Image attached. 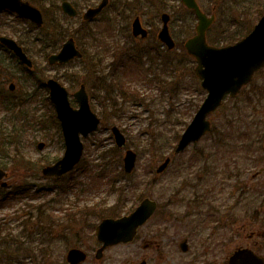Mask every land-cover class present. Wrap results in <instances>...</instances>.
<instances>
[{"label": "rangeland", "instance_id": "374dc122", "mask_svg": "<svg viewBox=\"0 0 264 264\" xmlns=\"http://www.w3.org/2000/svg\"><path fill=\"white\" fill-rule=\"evenodd\" d=\"M28 1L41 10L42 27L16 20L10 13L0 15V34L22 40L35 65L29 73L0 47V100L10 105L0 104V167L7 172V186L0 187V196L14 189H29L15 197L9 194L0 203V263L67 264L65 255L72 247L87 253L82 264H136L142 258L148 264H226V257L239 244L264 253V237L248 239L245 235L261 224L256 219L258 214L252 213L255 209L249 196L252 191L244 195L242 205L239 201L233 205L237 193L229 197L235 179L248 189L257 182V177L251 175L261 164L248 161L240 166L239 150L234 151L236 157L210 162L215 157L210 158V153H215L214 145L220 136L237 130L238 122L234 120L235 112L231 116L232 110L241 108L245 113L250 108L243 92L235 98L226 97L210 115V132L174 156L163 173H154L155 166L174 148V135L183 131L206 95L194 74L195 61L183 48L184 40L194 33L195 15L180 0H110L92 22L81 26L83 11L99 0H70L79 11L74 20L62 14L61 0ZM197 1L208 15L216 7V21L208 30L207 40L217 46L245 35L264 11V0ZM162 12L170 15L169 30L177 44L172 51H167L156 38ZM135 16H139L142 26L149 31L145 39L130 33V22ZM53 22L63 26L65 32L53 29ZM82 27L100 37L91 47L93 50L100 46V59L95 57L99 63L91 69L88 62L80 60L57 67L46 64V53L56 52L67 37L73 36L80 46L77 36L82 33ZM48 42L47 47L52 48L44 47ZM89 46L90 43L86 44V49ZM128 53L141 57L145 62L143 67L149 66L152 75L147 71L137 76L136 70L129 72L123 66L115 71L118 60H124ZM84 60L88 61L86 57ZM48 77L66 86L73 106L77 103L71 94L84 83L90 106L101 118L97 130L82 138L84 151L78 165L70 174L59 178L41 173L43 165L54 163L64 152L48 90L41 86ZM124 80L129 83L126 85ZM10 82L15 83L14 90L8 89ZM256 87L264 95V68L244 91ZM259 105H264V98ZM258 109L262 114L257 120L262 123L254 131L263 135L264 107ZM112 125L125 135V146L115 145ZM223 139L228 142L230 137ZM39 141L45 143L43 149L37 148ZM126 148L138 155L130 174L122 167ZM210 164L215 165L213 173ZM233 164L238 166V171ZM144 183L158 203L156 214L138 230L132 242L108 247L97 260L94 254L99 243L95 226L103 217L129 212L138 202L136 195L141 191L147 194ZM213 201L219 203L218 214L204 220L203 213ZM227 205H233L234 222L224 226L220 221L227 219L224 215ZM98 213H103V217ZM184 237L189 243L187 253L178 247ZM146 240L156 242L157 248L143 249Z\"/></svg>", "mask_w": 264, "mask_h": 264}, {"label": "water", "instance_id": "95a60500", "mask_svg": "<svg viewBox=\"0 0 264 264\" xmlns=\"http://www.w3.org/2000/svg\"><path fill=\"white\" fill-rule=\"evenodd\" d=\"M107 1L101 0L97 6L87 8L83 13V19H93L107 4ZM181 1L197 16L195 34L184 42V47L187 53L195 59L194 72L201 80V86L207 90V94L192 120L182 132L175 147V153L183 151L191 142L199 140L210 129V120L207 116L220 105L223 97L226 94L234 97L240 88L252 78L254 72L264 65V13L247 35L233 44L217 47L206 42V31L214 21L215 14L207 16L201 11L196 0ZM61 8L69 16L77 14L76 9L68 1H62ZM3 9L13 10L18 15L30 19L37 26H41L43 23L40 10L27 1L0 0V11ZM169 18L166 12L161 13L162 26L157 36L168 49H171L174 46V41L169 34ZM131 30L134 36L146 37L147 35V31L141 26L138 17L133 19ZM0 42L9 48L23 64L32 65V61L13 39L0 36ZM80 56L81 52L76 48L74 39L69 37L57 53L48 56V61L49 63H63ZM47 85L50 90V99L60 122L65 149L63 155L54 163L44 166L42 172L44 175L59 177L72 169L79 161L83 151L80 134L86 136L95 130L100 118L90 109L88 95L83 84L73 93L78 102V108L70 106L68 92L58 81L50 78L47 80ZM13 87L14 85L10 84V88ZM111 131L115 144L119 147L123 146L126 139L120 129L117 126H112ZM43 146V142L37 144L39 149ZM136 157L137 154L132 149H127L124 152L123 167L126 172L133 170ZM169 161L170 157H166L158 165L156 172H162ZM4 175L5 172L0 169V179ZM155 207V201L144 198L130 214L116 219L104 218L96 227V238L102 244L96 250L95 257L100 259L104 249L108 246L132 241L138 227L150 217ZM261 234L264 235V231ZM180 246L183 251H186L185 241H182ZM85 257V253L77 248H71L66 255L69 264H80ZM140 264H145V262ZM228 264H264V258L249 248H238L229 256Z\"/></svg>", "mask_w": 264, "mask_h": 264}, {"label": "trees", "instance_id": "16d2710c", "mask_svg": "<svg viewBox=\"0 0 264 264\" xmlns=\"http://www.w3.org/2000/svg\"><path fill=\"white\" fill-rule=\"evenodd\" d=\"M53 29L59 31V32H65L66 29L63 28V26H58L56 22H53ZM88 25V23H85ZM83 25V24H82ZM82 30V33L78 36V41L80 44H82L85 41L91 42L92 44H95V40L99 39L98 33L91 31L90 29H83V27L80 29ZM83 52L86 54L87 62L89 63L88 68H94L97 64V59L95 60V57L97 56V52L90 49H86L84 46H82ZM262 70H260L261 72ZM252 84V83H251ZM250 84V85H251ZM127 85V84H126ZM255 88V87H254ZM248 89L247 91L243 92V97L247 95V104L250 105V108L247 109V111L244 113V110L241 111V108L238 110H232V114L235 112L236 119H234L236 122H238V125L236 126L237 130L235 133H231L228 136L231 137H238L239 139L235 141V145L237 142L240 143L241 147L240 150L244 154V160L249 161L251 158L249 156V153L258 152L256 160H262L264 158V155L260 152V133L257 132L256 129L258 126H261V121H258L257 119L261 116L262 111L258 109L263 108L264 105H259L261 100L264 98L263 92L257 91L256 89ZM254 89V90H253ZM264 110V109H262ZM257 116H259L257 118ZM242 130V131H241ZM178 137V133L174 135V138L176 139ZM221 137V136H220ZM224 136H222V140H219L222 145H225V141L223 139ZM257 138V139H256ZM251 139V141H250ZM234 142V141H233ZM256 143V145L254 144ZM233 145V144H232ZM233 145V146H235ZM232 146V147H233ZM171 150V149H170ZM162 154V153H159ZM257 162V161H256ZM264 165V161H263ZM71 173V172H70ZM68 173V174H70ZM66 174V175H68ZM64 175V177L66 176ZM72 183H69L68 185H71ZM258 188L253 190L252 202L255 203V209L252 211L253 214L257 213L258 216L256 217L257 220L261 223L262 226H264V181L259 182ZM122 192V190H119ZM23 193L22 190L14 192V194H20ZM6 196H3L1 199H5ZM101 212H105V210H100ZM103 213H98V216H102ZM17 258V257H16ZM1 262V260H0Z\"/></svg>", "mask_w": 264, "mask_h": 264}, {"label": "flooded vegetation", "instance_id": "af4514ba", "mask_svg": "<svg viewBox=\"0 0 264 264\" xmlns=\"http://www.w3.org/2000/svg\"><path fill=\"white\" fill-rule=\"evenodd\" d=\"M208 209H207V214H208V216L210 217V203L208 204V207H207ZM207 220H210V219H208V218H206ZM221 226V225H220ZM225 226V225H224ZM222 227V226H221ZM245 229V227H243L242 226V228H241V230H244ZM258 231V228L257 229H253V230H251V231H249V232H247L245 235H246V237L248 238V239H252V238H254V237H258V235L256 234V232ZM237 231H235L234 232V234H237L236 233ZM260 238L262 239V237L260 236ZM157 246H158V244L155 242L154 243V241L148 246V248H146V249H149V248H157ZM238 246H248V245H242V244H239ZM253 248V247H252ZM256 252H258L259 254H264V253H262V252H260V250L259 249H257V248H253Z\"/></svg>", "mask_w": 264, "mask_h": 264}]
</instances>
